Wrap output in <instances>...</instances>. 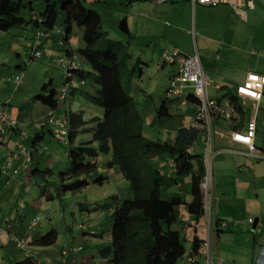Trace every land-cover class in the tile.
<instances>
[{
    "label": "crops",
    "instance_id": "obj_1",
    "mask_svg": "<svg viewBox=\"0 0 264 264\" xmlns=\"http://www.w3.org/2000/svg\"><path fill=\"white\" fill-rule=\"evenodd\" d=\"M27 1L28 7L34 9L32 1ZM247 1L241 0L239 5L219 4L216 6L193 5L190 0L127 1L129 12L123 19L126 21L127 31L123 32L127 33L129 38L122 42L128 43L131 54V58L127 61L128 67L139 65V73L134 72L129 80L130 93L138 91L137 98L141 104V107L138 106V110L144 119L143 130L146 123L152 124L151 117H155L159 105L167 97L166 87L169 79L176 72L175 64L161 61V54L165 49L177 48L189 55L198 53L203 70L211 80L210 85L206 87L207 96L211 99L230 101L228 94L236 96V87L244 81L247 72L254 71L264 74V0H250L251 7L247 5ZM139 5H142V8ZM150 10L157 17L149 13ZM30 13L28 17H25L29 20L21 26H17L22 30H16L12 34H9V30H0V38L7 37V35L13 36L8 41L10 42L9 48L17 53V57L22 58L18 52H22L24 49L31 52L36 41V32L40 30L46 33L37 39V46L45 51V55L41 58L56 64L57 57L69 56L73 58L76 53L77 59L75 60L81 62L82 70L90 69L89 63L84 61L79 54V49L83 46L82 30L80 41L77 42L70 35L73 31L72 24L64 40V37L59 36L60 24L54 25L52 28H45L41 23L33 20ZM141 25L146 27V30H141ZM59 38H62L64 42L60 43ZM23 60L26 59H21L16 65L20 70L23 69V63L21 64ZM154 66L162 67L161 72L166 74L168 81L164 87V98L158 97L157 101L149 103L148 100L152 99L151 89H143L140 83L145 81V68L150 69ZM60 67L63 69L62 66ZM49 81L54 82L53 77H49L47 82ZM126 81H128L127 78H125ZM6 82L12 83L13 80L4 79L3 83ZM9 83L0 85V93L4 89L7 93L6 96L4 92L0 95V105L8 104L11 116L18 120V129L28 134L25 145L31 152V160L29 161L28 156L22 154L15 155L14 157L18 158L16 164L19 172L16 176L11 177L8 174L11 169L3 168L6 157L12 151L13 153L16 151L14 136L4 143L0 142V248L3 252L0 257L1 264L12 263L11 260H22L27 256H31L43 264V261L36 259L35 256L42 255L39 254V251H46L45 246H37L32 242L43 236L42 230L46 228H49V231L52 229L57 231L55 241L57 244L53 243V249L56 252L53 250L50 252L57 257H41L42 260H46V264H113L111 251L101 252L102 248L106 246L104 240L101 242L102 233L103 236H106V232H104L106 227H108L106 247L110 248L111 246L112 219L106 223L105 212L108 211L107 214L111 215L121 200L133 197L131 196L133 192L129 186L130 183L123 177L117 166H107V162L111 158V151H109L105 154L106 162L103 164L109 168L107 173L104 170L102 173L97 172L94 174L95 178L91 180L92 183L100 184L103 187L101 198L90 197L89 206L93 205L94 207L88 209L87 213L89 215L93 213L96 207H100V203L104 201L105 209L96 210L94 219L89 217L84 221L85 223H80L78 225V229L82 230L80 234L71 241H63V244L62 241L57 242L60 232L64 234V229H69L64 210L61 217L64 219L65 227L60 231L55 227L50 217L48 224L39 223V217L37 223L31 226V219L37 215V210L40 209L38 206L40 204L42 206L41 199L51 194L50 182L47 180L36 181V177L40 174L43 176L44 172L42 171L45 169L51 172L48 175H54L55 170L58 176L59 172L63 171H57L60 166L57 162V155H51L50 152L45 155L46 152L41 146L46 138L47 128L52 138H59H55L51 134L54 126L46 123L45 114L49 107L34 99V96L41 90L31 93L29 88L25 89L28 83L24 82V74L22 84L15 85L13 82L14 86L10 94ZM73 88L76 90L71 93L69 99L65 98L58 106L60 107L59 111L56 109L58 120L64 117L67 112H73L74 107L77 108L74 97H77L79 91L84 90L94 94L99 86L85 82ZM187 97L192 98L190 87L184 88L183 96L169 98L171 117L179 114L175 104L171 101H180V104L184 106L185 113L181 114L182 118L178 122L181 127L192 126L187 115L195 110V104L190 99L188 101ZM181 98L182 100H180ZM76 100L81 106L76 110L77 112L80 111L84 114L85 108L89 110L88 118L85 120L88 121L91 117L101 113L103 115L101 107L95 108L97 105L83 96L80 95V98L77 97ZM238 102L239 110L230 101L233 107L230 118L219 116L212 122L214 152L209 222L204 212L201 217L196 218L188 213L185 205L178 208V220L174 223H180L184 236L193 239V245L188 247V253L185 252L187 254L186 264H191L188 262V259L191 258L194 260L193 264H264V159L248 158L244 154L246 146L231 140L232 132L243 129L248 120L254 117L256 120L254 143L258 150L264 153V91L259 101L238 98ZM57 122L60 123V121ZM37 136H39V140L32 142V138ZM167 138L169 139L170 136ZM82 142L84 141H80V143ZM202 145L201 134L199 140L189 148V151L202 155ZM65 154L67 155V151ZM98 156L95 158L97 163H99ZM159 159L161 160L160 166L170 174L173 170L168 165V162L172 160L171 156L165 155ZM23 164L25 165L23 166ZM42 165L44 166L43 170L40 169ZM98 165L100 167L97 171L102 170L101 163ZM3 170L9 172L6 174L2 172ZM28 174H31L30 180ZM98 175L103 177L102 182L94 181ZM89 185L88 181L83 189ZM8 186L9 188H6ZM189 187L190 176L184 177L183 185L180 183L172 185L166 190V195L163 197L170 199L173 196L181 195L186 202H190L192 195ZM183 191L184 193H182ZM23 195L26 197L22 198ZM34 195L36 196L33 197ZM29 212L33 213L30 215ZM73 230L71 229V231ZM11 236L25 239L26 246L18 247ZM195 238L199 241L197 248L194 249ZM79 246H81L80 249ZM64 249H68V251L65 253Z\"/></svg>",
    "mask_w": 264,
    "mask_h": 264
},
{
    "label": "trees",
    "instance_id": "obj_2",
    "mask_svg": "<svg viewBox=\"0 0 264 264\" xmlns=\"http://www.w3.org/2000/svg\"><path fill=\"white\" fill-rule=\"evenodd\" d=\"M31 10L27 0H0V30L7 31L21 26L29 20L25 18V13L29 14ZM59 12L64 14V21L60 24L64 27L66 36L73 23L83 31V46L79 49V54L89 63L90 69L77 71L75 75L90 85L99 86V89L94 94L84 90L79 91V94L101 107L103 116H93L87 121L83 112L68 115L69 141L75 137V132L88 122L94 126L91 140L84 141L76 150L67 152L72 166L59 172L58 187L63 192L81 191L88 184L85 176L97 173L98 164L94 158H97L99 153L107 154L111 151L107 166L119 168L123 177L130 183L133 197L121 200L115 207L112 213L111 246L102 248L101 252L111 251L113 264H175L186 252L180 232L171 227L178 220L175 211L179 206L185 205L188 213L196 218L203 215L201 182L204 165L201 155L189 151L201 137V130L193 126L181 127L171 143L145 137L143 117L139 113L137 101L130 94L129 79L134 72H139V67L129 68L127 65L128 59L131 58L128 43L110 39L102 29L101 15L88 8L85 0H46L43 11L37 12L44 18L41 25L52 28ZM125 78L128 81L125 82ZM75 90L76 88H72L71 93ZM56 96L54 82L49 81L43 84L34 99L56 109L59 106ZM228 96L239 110L238 98L230 93ZM189 99L192 100L190 97ZM169 117V98L165 97L156 111L154 121L161 124ZM51 134L54 135L52 131ZM17 138L18 134H15L14 141ZM27 139L28 134L19 144L27 151L30 161L31 152L25 145ZM38 140L39 136L32 138V142ZM42 148L48 149L47 145ZM165 155L171 156L175 163L169 175L160 166L159 158ZM17 159L14 157L13 162L6 166L11 169L10 172L14 168L19 172ZM42 172L43 176L51 173L46 169ZM185 175L190 176L189 190L192 200L186 202L181 195L164 199L163 190L178 184L180 178ZM102 180L103 177L98 175L94 181ZM45 198L51 200L53 195L48 194ZM56 239L57 231L52 229L46 235L36 238L32 244L50 246ZM198 241L195 238L194 249L197 248ZM8 264L42 263L27 256Z\"/></svg>",
    "mask_w": 264,
    "mask_h": 264
},
{
    "label": "rangeland",
    "instance_id": "obj_3",
    "mask_svg": "<svg viewBox=\"0 0 264 264\" xmlns=\"http://www.w3.org/2000/svg\"><path fill=\"white\" fill-rule=\"evenodd\" d=\"M32 1L34 9L40 12L43 11L45 2L46 0H30ZM129 0H85V4L88 8H92L96 10L102 18V29L106 31L108 34V37L112 40H127L129 38L128 34L123 32L119 28V24L122 22V20L126 17L127 13L129 12V7H128V2ZM140 7L142 5H139ZM142 8V7H141ZM39 13V12H38ZM152 15L153 11L150 10ZM157 17L156 15H154ZM25 17H28V12L25 13ZM170 19V18H169ZM64 21V14L62 12H59L58 14V19L56 21L55 25L60 24V22ZM16 30H22L20 27H13L9 29V34H12L13 32L15 33ZM81 30L75 23H73V31L70 33L72 39H76L77 42L80 41L81 38ZM141 30H146V27H143L141 25ZM13 37L12 35H7V37H1L0 38V85H4L6 83H3L4 79H12L14 80L15 75L19 74V72L22 70L24 74V82L27 84L25 89L29 88V91L31 93H37L41 90V86L43 83L47 82L49 77H53L54 79V86L55 88L59 91L60 86L62 82L64 81V74H63V69L60 66H57L53 62H48L45 60V58L41 59H33L31 56V52L29 53L28 49H24L22 52H18L19 55H22V58L17 57V53L15 51L10 50V39ZM7 40V41H6ZM79 40V41H78ZM76 42V43H77ZM25 43V41H23ZM75 43V42H74ZM77 52V50H75ZM26 59L21 62L23 69H18L16 65H18L19 61L21 59ZM74 59H77V54L75 53L73 55ZM28 61V63H27ZM135 67L138 68V65H135ZM168 68V67H167ZM139 70V69H138ZM137 70V71H138ZM145 81L140 83V86L145 89V88H150L151 89V97L152 99L148 100L149 103L157 101L158 97H161V99L164 98V87L167 83V77L166 74H164L162 71V67L154 66L152 68H145ZM139 73V72H137ZM53 75V76H50ZM33 80V81H31ZM7 81V80H6ZM11 82V81H10ZM14 82V81H13ZM13 82L9 83L10 84V92L13 90ZM15 84V83H14ZM22 84V83H21ZM16 85V84H15ZM5 93V96L7 95L5 89L0 93ZM20 93V91H19ZM135 101L138 102V106L141 107L140 100H138V91L135 90L130 93ZM71 95V88L67 90V97L66 99H69ZM17 97V96H16ZM77 97L80 98V95L77 94ZM74 97V103L77 104V108L74 107L72 109L73 112H67L64 117H61L60 120H58L59 116L56 114L55 119L56 121L62 122V127H64L67 130V134L63 137V140L59 139H54L50 136V133L48 132L47 128V135L46 138L41 146L44 147V145H47L48 150H45V155L48 154V152L51 153V155L56 154L57 155V162L60 165L57 169V171L60 170H66L70 166H72V160L68 158V155L65 154V151L69 152L70 150H76L80 141H86V140H91L92 138V129H93V124L91 122H88L81 130L75 132V137L72 138L71 141H69V132H70V127L68 124V115L70 113H79L76 110L79 109L80 103L77 102L76 98ZM182 100V98L180 99ZM64 101V100H63ZM63 101L58 102L59 105ZM175 104V107L178 109V113L173 117H170L169 119L165 120L163 123L158 124L155 123L154 121V116L151 117L152 119L150 122L152 124L146 123L144 126L143 130V135L147 137L148 139L151 140H157L160 139L161 141H167L169 143L173 142L176 136V132L179 128H181V125L179 126L178 122L182 118L184 111V106L180 104V101H171V103ZM8 106V104H5ZM160 106V105H159ZM9 107V106H8ZM95 108H100L96 106ZM57 110H60V107H57ZM86 112H84V118L87 119V113L88 109L85 108ZM99 117H102V113L98 114ZM17 120V119H16ZM89 120V119H88ZM144 120V119H143ZM18 121V120H17ZM50 125H53L54 127L52 129L60 128V124H54V123H49ZM164 124V125H163ZM163 125V126H160ZM48 127V126H47ZM25 133V131H23ZM170 136L168 139L167 137ZM56 138V137H55ZM67 142H66V141ZM105 154L104 153H99L98 160L99 163L102 165V170L97 171L98 173H102L104 170L105 172L108 171L109 168H107L105 165ZM95 159V158H94ZM98 163V164H99ZM44 166L42 165L40 167L41 170H43ZM54 175H45V176H37L36 181L38 180H48L50 191L51 194L53 195V199L47 200L45 196L41 199L42 200V206H38L40 209L37 210V215L40 217L39 223H46L48 224V219L49 217L52 218V221L57 227L58 231L60 229H63L64 226V219L61 217V214L63 210L65 211V216L68 219V225L69 229L65 230V233L62 234L60 232V235L58 237V241H62V244L64 242L71 241L74 237H76L80 232L82 231L81 229H78V225L80 223H85L84 221L87 218H95V213L97 211H101L102 209H105L106 203L101 202L100 207H96V210L93 211L90 215L87 213L88 209H91L92 206H89V199L90 197H99L101 198V193L103 187H101L100 184L97 183H92L91 180L95 178L94 173H89L87 175V180L89 181V186H87L85 189L81 190L80 192H63L61 191V188L59 189V177L56 175V171L54 170ZM107 173V172H106ZM168 174V172H166ZM169 175V174H168ZM31 174H28V179L30 180ZM189 175H185L184 177H188ZM184 177L180 178L179 183L183 185V179ZM178 183V184H179ZM58 184V185H57ZM177 185V184H176ZM130 186V185H129ZM171 187V186H170ZM6 188H9L6 187ZM169 188V187H168ZM167 188V189H168ZM163 190V194L166 195V190ZM188 189V188H187ZM63 192V193H62ZM184 193V191L182 192ZM34 195L33 197H35ZM133 196V195H131ZM22 198H25L26 195L21 196ZM40 197V196H38ZM17 203H20V201H17ZM94 207V206H93ZM104 212V211H103ZM108 211L105 212L106 217L104 218L106 220V223L110 222L112 219V214H107ZM33 212H29L31 215ZM104 214V213H103ZM82 220H81V218ZM173 229L178 230L181 233V240L182 243L185 247L186 253H188V247L193 245V239L189 238V236H184V234L181 232V226L180 223H174L172 225ZM71 229H74L71 231ZM106 229L104 232H106V236H103V233L101 235L102 240L106 242L107 246V229L108 227L104 228ZM112 229V226H111ZM49 231V228H46L45 230H42V235H46ZM67 236V237H66ZM65 238H68V240H65ZM64 241V242H63ZM56 243V242H55ZM87 243H89V240H87ZM57 244V243H56ZM61 245V244H60ZM54 244L50 246H45L44 252L39 251V256H35L36 259H40L43 261V264H46V260H42L41 257H57L55 254H50L51 250L56 252V250L53 249ZM105 248H109L106 247ZM8 252V251H7ZM2 249L0 248V257L2 255ZM9 253V252H8ZM49 253V254H48ZM60 259H62L59 256ZM186 258L187 254H184L182 258H180L175 264H186ZM63 260V259H62ZM15 262V260H11V262ZM1 264V261H0Z\"/></svg>",
    "mask_w": 264,
    "mask_h": 264
},
{
    "label": "built area",
    "instance_id": "obj_4",
    "mask_svg": "<svg viewBox=\"0 0 264 264\" xmlns=\"http://www.w3.org/2000/svg\"><path fill=\"white\" fill-rule=\"evenodd\" d=\"M193 5L200 4L206 6H216L219 4H231L239 5L241 0H190ZM247 5L250 7L251 1L248 0ZM36 14L33 15V18H36ZM39 21H42L39 18ZM61 32L59 36L65 37L64 28H60ZM46 35L45 32L37 31L35 36V43L32 47V57L41 58L45 55V51L39 46H37L38 37ZM34 39V40H35ZM62 43V38L58 40ZM50 55V54H49ZM161 61L163 63L175 64L176 72L169 79L168 85L166 87L165 93L168 98H179L184 94V88L190 87L192 89V102L195 104V110L187 115V118L190 124L193 127H197L201 130L203 137V154L201 155V160L204 165V176L201 182V189L203 193V212L207 221L210 219V199L212 194V158H213V127L212 122L219 116H224L230 118L232 116L231 111L233 110L232 103L230 101H220L211 99L207 96L206 87L210 85V79L206 76L201 59L198 53L189 55L181 52L177 48L165 49L161 54ZM57 65L63 67L64 81L61 84L59 91L57 92V101L65 100L67 96V90L76 85H81L85 83L82 79H79L75 74L77 71H81L83 68L81 62L73 59L72 57H57L55 59ZM14 83L20 85L23 83V72L19 73L14 77ZM264 91V74H259L254 71L247 72L245 79L242 83L238 84L236 87V96L239 99H253L259 101L263 96ZM188 101L189 98L187 97ZM56 112L54 109L49 108L45 114L47 122L58 124L55 119ZM53 130V134L56 138H63L67 134V130L62 127ZM256 133V120L254 117L248 120L246 126L240 130H234L231 134V140L236 143H241L246 146V151L244 154L248 158H260L264 159V153H261L258 148L255 146L254 137ZM15 134H18V138L15 139V146L17 147L15 152L10 153L6 157L5 167L9 166L13 162L15 155L22 154L27 156V151L22 148L19 144V141L26 137V133L18 129V121L16 118H13L10 114L9 107L7 105H0V142H5L7 139L11 138ZM67 142V141H66ZM19 148H21L19 150ZM95 162L96 159L94 160ZM169 167L172 169L175 166L174 160L168 162ZM99 165L97 170L99 169ZM3 173H8L9 171ZM18 170L14 168L8 174L16 176ZM39 220V216H34L30 224L31 226L35 225ZM11 239L14 240L15 244L19 247L26 244L25 239H18L14 236H11ZM81 246H79V249ZM75 249V248H74ZM68 249H64L63 252H67ZM188 262L193 264L194 260L188 259Z\"/></svg>",
    "mask_w": 264,
    "mask_h": 264
},
{
    "label": "bare ground",
    "instance_id": "obj_5",
    "mask_svg": "<svg viewBox=\"0 0 264 264\" xmlns=\"http://www.w3.org/2000/svg\"><path fill=\"white\" fill-rule=\"evenodd\" d=\"M31 13H30V16H31V18L33 19V20H36V22H38V23H42L43 21H44V18L41 16V15H39L38 13H37V10H34V9H32L31 11H30ZM34 14H36V18H33V15ZM39 18H41L42 19V21H39ZM61 25V24H60ZM62 26V25H61ZM62 28H64L63 26H62ZM40 31V30H39ZM65 36H66V34H65ZM63 42H64V40H63ZM33 47V46H32ZM32 51V50H31ZM32 55V54H31ZM28 62V61H27ZM22 72V71H21ZM20 72V73H21ZM64 74V73H63ZM18 75V74H17ZM16 76V75H15ZM84 81V80H83ZM85 82V81H84ZM77 86V85H76ZM75 87V86H74ZM5 105V104H4ZM49 109V108H48ZM53 109V108H52ZM57 109V108H56ZM56 109H54L55 110V112H56ZM53 132V131H52Z\"/></svg>",
    "mask_w": 264,
    "mask_h": 264
},
{
    "label": "water",
    "instance_id": "obj_6",
    "mask_svg": "<svg viewBox=\"0 0 264 264\" xmlns=\"http://www.w3.org/2000/svg\"><path fill=\"white\" fill-rule=\"evenodd\" d=\"M119 28L122 30V31H127V26H126V21L123 20L120 24H119ZM175 214L176 216L179 214V211L176 210L175 211Z\"/></svg>",
    "mask_w": 264,
    "mask_h": 264
},
{
    "label": "clouds",
    "instance_id": "obj_7",
    "mask_svg": "<svg viewBox=\"0 0 264 264\" xmlns=\"http://www.w3.org/2000/svg\"><path fill=\"white\" fill-rule=\"evenodd\" d=\"M72 88H73V87H72ZM72 88H71V89H72ZM57 92H58V91H57ZM94 160H95V159H94ZM97 164H98V163H97Z\"/></svg>",
    "mask_w": 264,
    "mask_h": 264
}]
</instances>
